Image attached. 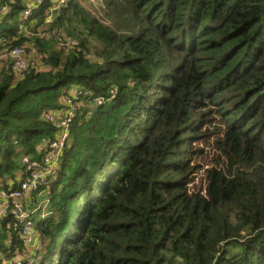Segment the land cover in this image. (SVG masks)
Wrapping results in <instances>:
<instances>
[{"label": "trees", "instance_id": "trees-1", "mask_svg": "<svg viewBox=\"0 0 264 264\" xmlns=\"http://www.w3.org/2000/svg\"><path fill=\"white\" fill-rule=\"evenodd\" d=\"M29 2L0 0V187L83 93L27 205L38 264H264V0H43L25 19ZM14 219L0 264L30 256Z\"/></svg>", "mask_w": 264, "mask_h": 264}, {"label": "built area", "instance_id": "built-area-1", "mask_svg": "<svg viewBox=\"0 0 264 264\" xmlns=\"http://www.w3.org/2000/svg\"><path fill=\"white\" fill-rule=\"evenodd\" d=\"M42 2L43 0H30L22 13V17L25 19L29 17L35 9L42 5ZM67 2L68 0H57L56 5L54 4L53 7L66 5ZM5 8L7 7L5 6L3 9ZM27 53L24 47H13L3 55L13 59V67L16 74H23L29 68L30 63L31 66L36 64L33 61L29 62ZM70 96L73 98L68 97L66 99L67 106L64 111L56 113L49 112L46 114L47 119L53 121L58 127L57 138L45 144L49 148V151L40 159L23 156L22 164L24 171L18 184L16 186L10 185L8 188L0 187V214L7 215L11 213L14 215L13 229L17 236L21 238L22 242L29 248L30 252V256H28L26 261L12 259L9 264H38L36 254L37 248L40 245L39 232L32 219L33 207L29 209L27 205L35 189L52 182L50 177L54 173L56 162L69 138V128L77 114V106L73 99L77 102L79 97H83V93L78 89H74L71 91ZM96 102L101 103L102 99L98 98ZM35 210H37V207Z\"/></svg>", "mask_w": 264, "mask_h": 264}, {"label": "rangeland", "instance_id": "rangeland-1", "mask_svg": "<svg viewBox=\"0 0 264 264\" xmlns=\"http://www.w3.org/2000/svg\"><path fill=\"white\" fill-rule=\"evenodd\" d=\"M26 33H28L27 31H25ZM196 147H198V146H196ZM206 152L208 153H205V156H206V158L205 159H198V160H200L201 162H205L204 163V167L205 168H207V167H211L210 165H212V164H214V162H215V159H217V154L214 152V151H211L208 147H207V149H206ZM210 152V153H209ZM214 154H213V153ZM199 155H200V153H198ZM199 177H201V175H199L198 177H197V179H200ZM196 179V180H197ZM47 199V191H43L42 193H40L39 194V196H38V200H39V202H42L43 200H46ZM44 204H46V201H45V203ZM37 206L36 205H34L33 206V210H34V212H33V215H35L37 212V210H35V208H36ZM44 209H45V206H44ZM26 256L27 255V253H25V252H21V256Z\"/></svg>", "mask_w": 264, "mask_h": 264}, {"label": "crops", "instance_id": "crops-1", "mask_svg": "<svg viewBox=\"0 0 264 264\" xmlns=\"http://www.w3.org/2000/svg\"><path fill=\"white\" fill-rule=\"evenodd\" d=\"M5 9H7V8H5ZM5 9H3V10H5ZM2 57H5L4 55H2Z\"/></svg>", "mask_w": 264, "mask_h": 264}]
</instances>
